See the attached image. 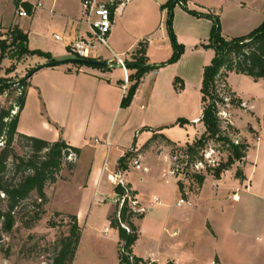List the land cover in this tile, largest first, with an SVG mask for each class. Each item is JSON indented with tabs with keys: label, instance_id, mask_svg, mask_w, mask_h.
<instances>
[{
	"label": "crops",
	"instance_id": "obj_1",
	"mask_svg": "<svg viewBox=\"0 0 264 264\" xmlns=\"http://www.w3.org/2000/svg\"><path fill=\"white\" fill-rule=\"evenodd\" d=\"M39 1L35 3L30 0H18V3L19 7H24L25 3L32 6V10L28 11V17L33 15L32 23L36 24L49 19L51 23L62 27V35L53 34V39L57 44H63L64 48L69 51L71 42L89 36L90 29L83 13V0H58L55 3L51 1L44 3V6L40 8H35L34 5ZM110 1L101 2L108 3ZM147 1L137 5L126 15L123 8L128 0H124L118 6L112 15V30L108 38L109 48L103 46L98 48L95 53L98 56L96 59L99 61L109 60L115 53L127 63L135 62L142 44L146 45V58L148 62H152L150 64L160 65L170 59L169 54L174 51V48L168 27L163 23L168 0ZM185 2L191 10L218 16L222 34L228 39L247 35L264 21V0H237L236 2L223 0L222 7H208L197 0H185ZM157 11H160L161 14L159 25L155 24L154 19ZM180 13L189 15L186 16L188 23L183 26L187 33L191 35L195 33L196 43L202 44L210 39L213 27L211 19L190 14L183 7L180 9ZM223 14L230 16L231 19L229 17L230 20H226L227 17ZM176 17L174 18V28L177 31ZM166 18L167 16L165 20H167ZM20 30L29 37L26 30ZM56 34L61 36V40L55 39ZM104 48L110 57L105 58L100 52ZM34 50L48 55L35 54L22 57L21 61L28 64L21 71L22 74L35 68L37 70L28 80L26 101L18 124L19 133L49 142L63 140L80 149L78 161L84 154H88L91 171L88 172L87 177L97 183V189H99L97 191L100 193V189L102 190L101 194L104 199L110 195L115 196L113 199L114 209L117 206L115 202L118 194L117 187L109 182L108 177L117 171L123 173L128 188L137 196L144 208H146L144 205L145 194L148 189L157 191L154 197H157L160 203H155L154 207L163 205L160 197L166 198L170 193L174 198H177L178 194L185 198L186 202L182 205H178L181 199L178 200L179 207L188 204L195 209L198 202L205 203L207 219L204 239L208 248L205 264H264V128L259 132L249 126L246 133L236 126L237 129H240V140L243 141L244 137V142L248 145L247 155L239 164L243 171L241 178L236 176L237 170H234L233 166L224 170L220 177L206 175L207 171H203L205 180L200 185L196 183L195 178L190 179V177H184L182 180L181 177L164 178L172 147H182L187 143L191 145L204 130L203 123L200 121L203 114L202 107L200 116L190 115L186 94L191 79L189 75L180 73L177 68H173L177 62L148 72L143 77L132 103L127 108L125 107L122 124H120L121 129L125 130L128 126L134 107L141 101L148 100L151 109L146 113H141L138 118L135 143L123 145L118 141L114 142L113 137L114 128L123 109L122 99L127 93L124 92L123 87L124 71L121 68L79 65L76 61L70 60L69 62L73 63L71 65L64 63L58 66H49L50 61H60L65 57L57 51L45 52L40 48ZM211 61L202 65L198 80L201 105H203L201 87L204 69ZM0 68H3L1 64ZM128 72L131 75L134 70L128 69ZM234 75H238V73H229L226 83L238 98V108L246 109L248 104L241 97L240 91L232 84ZM0 77L15 79L11 80L14 82L20 76L13 73L11 76L7 74V76ZM176 77L183 80L182 89H176L174 84ZM0 84L3 85L4 82ZM3 98L4 95L0 94V101ZM0 106L2 105L0 104ZM241 114L240 111L239 115ZM153 120L156 122L151 123ZM179 120H183V123H180ZM191 125H195L194 137L192 141L185 140V144H182L179 136L174 137L173 134L176 129L187 128ZM170 130L175 132L170 133ZM98 136L104 138L107 143H96L95 138ZM128 153H133V158L141 157L142 164L148 167L149 171H140V173L138 171L136 178L131 177V172L136 169L129 162V157L124 164H121V159ZM123 165L126 166V169L123 168ZM158 179L165 183L168 192H164L163 187L158 185ZM208 181L211 182V190L205 188ZM144 184L147 187L143 186ZM180 184H183L182 189ZM159 186L161 190L158 189ZM235 194H237V200L233 199ZM153 198L148 204L149 207L154 202ZM150 211H153V208ZM189 211L186 210L183 213L186 214ZM64 212L77 215L78 224L83 228L82 216L79 212L76 210L72 212L69 209H64ZM110 231L111 228L106 227L105 232L107 233L104 232V234L108 235ZM116 232L119 242V234L118 231ZM176 233L178 232L172 234ZM140 237L141 231L137 241L140 240ZM133 253L143 259H153L163 263L173 260L177 263L174 259L163 261L160 258V253L146 251L143 254L137 248L136 243L133 246Z\"/></svg>",
	"mask_w": 264,
	"mask_h": 264
},
{
	"label": "rangeland",
	"instance_id": "obj_2",
	"mask_svg": "<svg viewBox=\"0 0 264 264\" xmlns=\"http://www.w3.org/2000/svg\"><path fill=\"white\" fill-rule=\"evenodd\" d=\"M30 1L36 3L38 0ZM197 1L208 7H222L223 5L221 4L223 0ZM236 1L237 0H233V2ZM43 2L48 3L51 2V0H43ZM144 2L148 1L128 0L123 8L125 15L131 12L137 5L144 4ZM18 8V0H0V25L4 26L6 29H15L18 27L26 30L29 33V37L25 43V47L30 50L40 48L45 52L57 51L65 57L60 61L69 62V60L73 61L78 59L72 52L65 49L63 44H57L53 39L54 33L63 34V29L60 25L51 23L49 19L34 24L32 23L33 15L30 17H17L16 11ZM180 9H182V6L179 3L173 8L174 18L176 14L178 15L176 17L178 29L176 31L174 28L173 18V31L177 43L183 48V53L177 61V64L175 62L176 65H173V68H177L180 73L189 75L191 83L188 85L186 94V98L188 99L187 104H189L190 115L200 116L202 105L198 80L201 75L202 65L205 62L211 61L215 56V51L213 48L207 46L210 42L209 39L202 44L196 43L195 33L192 35L187 33L183 25L188 23L186 16L189 15L180 13ZM167 13L168 8L163 18L164 25L168 27ZM160 16V11H157L154 17L156 25L160 23ZM166 16L167 20H165ZM223 16L227 17L226 20L228 21L231 19V17L226 14H223ZM229 17L230 19H228ZM6 42L8 43V48L4 53L3 62L2 60L0 61V64L3 66V68H0V76H7V74L11 76L15 73V75H19L20 77L14 82L11 80L15 79H10L8 77L2 79L0 77V81L8 82L3 93L0 92V94L4 95L0 104L7 109L15 108V110L18 111L15 105L20 93V81L29 73L26 72L24 73L25 75L22 74L21 71L23 68H26L28 64L21 60L22 57L29 55H23L20 58L17 54V50L22 49V47L11 44V39ZM143 45L146 47L145 44H142V47ZM104 49L100 50V52L105 58L110 57L107 50ZM173 52L169 54L170 57L173 55ZM155 54L156 53H154V55ZM67 62L65 64H73ZM148 63L150 64L152 62ZM219 84L224 85V87H221L222 94L229 99L228 102L225 101L224 104L221 103L218 107V116L221 120V126L224 132L234 141L238 140L240 143L244 142V137L242 138L243 141L240 140V129L247 133L249 126L254 127L259 132L264 128V81H256L250 76L240 74L232 77L234 88L240 91L241 97L248 104L246 109L242 110L238 108V103H231V96L228 93L222 77L219 79L218 85ZM253 106L255 107L252 108ZM122 108L118 123L114 128L113 141H118L123 145H131L135 143L136 140V125L139 120L138 118L141 113L148 112L151 109V105H149L148 100L144 99V101H141L134 107V111L129 119V124L126 126L125 130L121 129L120 125L122 124V116L126 110L125 107ZM240 111L242 112L241 115H239ZM257 116L259 117L257 118ZM152 122L155 123L156 121L153 120L151 123ZM236 126L240 129H237ZM194 131L195 125H191L187 128L176 129V132L170 130V133L175 132V134H173L174 137L179 136V139L183 142L182 144H185V140L192 141ZM198 136L196 140H198L202 134ZM196 140H194L192 144H194ZM95 142L98 144L107 143L104 138H100L99 136L95 138ZM188 145L190 144L187 143L182 147H172L171 154L181 150V148H186ZM3 146L4 144H0V152ZM14 148L19 157L27 158L30 155L29 149L25 148V143L22 142L21 139H17ZM228 148L229 146L223 142L211 140L209 144L200 151L199 158L201 156L202 159L199 160L205 159L203 154L208 153L219 161V163H225L230 154ZM133 155V153H129L128 155L130 163L133 162ZM88 156V154H84L79 161L77 158L71 156L63 160V168L57 176L56 182H48L46 184L45 192L47 201L39 209V218H36L35 211L31 209L25 210V217L23 220H20V216L18 215V221L13 230L9 233H5L3 235V240L0 242V264H52L53 258L60 248L61 241L69 234L70 230L71 221L67 215L71 213L64 212V209H69V211L72 212L74 210L79 212L82 216L84 225L73 264H120L117 230L109 223V216L115 212L117 208L116 206L114 209L115 205L113 199L115 196L110 195L104 199V196L101 194L102 190L100 189V193L97 191L99 190L97 189V183L92 182L87 177L88 172L91 171L89 168ZM197 159L198 157L194 158L195 161ZM194 160L191 159L190 161L192 162ZM19 162L20 160L14 161L13 158L8 160L6 180L9 182H18L21 177L27 173V171H17L15 165ZM238 168H240V165L236 162L233 165V169L237 170ZM138 171L139 170L132 171L131 177L136 178ZM206 171V175H214L212 169L205 170V172ZM180 177L182 180L185 176L181 175ZM189 177L190 179H194L192 175ZM157 183L163 187L164 192L169 191L168 187L161 179H158ZM143 186L147 187L146 184ZM160 186L158 187L159 190H161ZM205 188L206 190L212 189L210 181L206 183ZM152 190L148 189L145 194L146 201L144 205L147 209L144 213V217L135 219L141 231L140 240L136 242L137 248L142 251L143 254H145L146 251L156 254L160 253V258L163 261L174 259L178 264H205V260L208 257V248L204 239L207 205L198 202L196 205L197 207H194L195 209L188 204L179 207L177 205L178 200L185 198L179 194L177 198H174L172 193H170L166 198H161L159 196L163 205H156L153 207V211H150L148 204L154 195L157 194L156 190ZM95 191H97L96 194H94ZM0 197L5 199L3 195ZM37 198V194L35 192L32 193L27 204L34 202ZM0 207L7 209V201L0 200ZM113 209L114 211L111 212ZM186 210L190 211L186 214L183 213ZM106 227L111 228L108 235L104 234ZM174 232L178 233L173 235L172 233Z\"/></svg>",
	"mask_w": 264,
	"mask_h": 264
},
{
	"label": "trees",
	"instance_id": "obj_3",
	"mask_svg": "<svg viewBox=\"0 0 264 264\" xmlns=\"http://www.w3.org/2000/svg\"><path fill=\"white\" fill-rule=\"evenodd\" d=\"M123 1L124 0H116L112 6V13L116 11ZM177 3L181 4V6L190 14L198 17H207L213 21V27L209 39L210 42L207 46L213 48L215 51V56L211 63L204 69L201 87L204 109L200 121L203 123L204 131L202 136L196 140L194 144L188 145L186 148H181V150H187L191 155L192 160L197 157L199 160L202 159L201 156L199 158L200 151L205 148L211 140L223 142L228 145L230 154L227 162L220 163L217 168L207 169H212L214 175L220 177L224 170L229 169L236 162L240 164V162L243 161L247 155L248 145L245 142L236 144L235 141L224 132L221 126L217 103L224 104V99L217 93V81L221 77L223 78L228 93L231 96V103L236 104L239 102L238 98H236L235 93L232 92L226 83L229 73L235 72L250 76L254 80H264V21L249 34L228 39L222 34L220 19L218 16L191 10L188 8L185 0H168L166 4V7L168 8L167 24L169 36L174 48L173 55L160 66H152L148 64L145 52L146 49L143 46L138 51V57L135 62H126L127 68L134 70V73L130 75L131 85L122 99V107H128L132 103L143 77L148 72L175 63L180 59L183 53V48L177 43L173 31V8ZM25 8L29 12L32 10L30 4L25 3ZM27 40V34L23 33L20 29L15 28L12 30L11 44L17 47H22V49H16L20 58L23 55H48L39 50H30L25 47ZM7 44L6 41L0 40V61L4 58V53L8 48ZM98 61V59H90L88 62L76 63L92 67H103L97 63ZM66 62L67 61L52 60L48 65L58 66ZM36 70L37 68L30 70L28 75L20 81V93L15 105L18 108L17 113L12 115V111L15 108L7 109L0 106V142L2 141L4 143L0 152V196L2 194L5 196V199L0 197V200L7 201V209L0 207V242L3 240V235L5 233H9L13 230L18 221V215L20 216V220L24 219L26 209L34 210L36 218H39V209L47 201V195L45 192L46 184L48 182H56L57 176L62 171L64 159L71 155L78 159L80 155L79 148L71 146L63 140L49 142L18 132L20 114L24 109L26 101L28 80ZM1 82H4L3 85L0 84V92L3 93L8 82L0 81V83ZM179 83H181L180 86ZM174 84L176 89H182L183 80L176 77ZM179 122L183 123V120H179ZM17 139H21V141L25 143V148L29 149L30 155L27 158L19 157L17 155L14 148ZM128 155L129 153L121 159V164H124V162L127 161ZM11 158H13L14 161L20 160V162L15 165L17 171H27V173L15 183L6 180L8 160ZM123 168L126 169V166L123 165ZM191 175L194 176L199 185L205 180V175L203 174H188L185 177ZM236 176L240 178L243 176L241 168L237 169ZM180 188H183V184H180ZM116 191L118 194H122L124 189L117 187ZM34 192L37 194V200L27 204V201ZM67 217L71 221L69 234L61 241L60 248L57 250L52 264H73L76 256L81 239L82 228L78 224L77 215L68 214ZM143 217L144 213L134 212L126 204L120 211L119 205H117L115 212L109 216L111 226L115 228L119 234L118 247L120 264H145L143 258L137 257L133 253V246L140 235V229L137 226L135 219ZM124 224L129 229L125 228L123 226Z\"/></svg>",
	"mask_w": 264,
	"mask_h": 264
},
{
	"label": "built area",
	"instance_id": "obj_4",
	"mask_svg": "<svg viewBox=\"0 0 264 264\" xmlns=\"http://www.w3.org/2000/svg\"><path fill=\"white\" fill-rule=\"evenodd\" d=\"M52 2H57L58 0H51ZM116 2V0H111L110 2H101L98 0H83V13L84 19L89 26L90 34L85 38H80L74 40L69 44V51L72 52L78 59L90 60L96 59V51L100 47L109 48L108 38L110 32L112 30V6ZM44 6L43 0H40L37 4L34 5L35 8H40ZM18 17H28L29 12L25 7H19L16 11ZM12 30L6 29L5 27L0 25V40L8 41L12 38ZM56 40H61V36L56 34ZM107 63L108 68H121L125 73L124 80V92H127L130 83V74L128 72V68L126 65V61L119 56L118 54L113 55V58L109 60H103ZM219 79L217 81V93L221 98L224 99V102H228L229 99L224 97L222 94L221 87L224 85H218ZM221 103H217L219 107ZM18 109V108H17ZM204 109L202 105V110ZM17 111L14 109L12 111V115L16 114ZM236 144L240 142L235 141ZM0 144H4L2 141ZM205 159L190 161L192 158L187 150H178L174 154H171L168 160V168L166 173L164 174V178H178L181 175L188 174H202L203 171L208 168H215L220 165L219 161L211 156V154H203ZM72 157V155H71ZM133 166L136 170L148 172L149 168L144 166L141 162V157L132 159ZM108 180L111 184L116 187H121L124 189L122 194L116 195V204L119 205V211L126 204L132 211L145 213L147 208L142 207L140 200L137 198L135 194L131 192L128 188L127 183L124 179V175L122 172L117 171L109 175ZM4 196V194H2ZM154 202L151 203L150 209L154 207L155 203H160V200L157 197H154ZM234 200H237V194L233 196ZM185 199H181L178 202V205L184 204ZM125 228L129 229L125 224L123 225ZM107 233V232H105ZM145 264H177L175 261L170 260L167 262H160L158 260L153 259H144Z\"/></svg>",
	"mask_w": 264,
	"mask_h": 264
},
{
	"label": "water",
	"instance_id": "obj_5",
	"mask_svg": "<svg viewBox=\"0 0 264 264\" xmlns=\"http://www.w3.org/2000/svg\"><path fill=\"white\" fill-rule=\"evenodd\" d=\"M73 61H76V62H88L89 60H83V59H75ZM99 65H102L103 67H106L108 68L107 66V63L103 62V61H98L97 62Z\"/></svg>",
	"mask_w": 264,
	"mask_h": 264
}]
</instances>
